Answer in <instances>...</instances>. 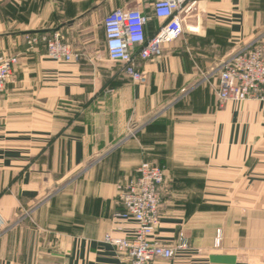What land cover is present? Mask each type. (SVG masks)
<instances>
[{
  "label": "crops",
  "instance_id": "1",
  "mask_svg": "<svg viewBox=\"0 0 264 264\" xmlns=\"http://www.w3.org/2000/svg\"><path fill=\"white\" fill-rule=\"evenodd\" d=\"M194 1L198 32L138 61L141 84L108 60L103 19L141 6L151 15L152 0L0 3V52L18 57L0 93V264H125L104 237L134 229L112 216L117 187L143 162L165 174L154 239L189 245L170 264H264V111L255 100L218 109L214 73L264 32V0ZM52 32L76 61L27 51L25 35Z\"/></svg>",
  "mask_w": 264,
  "mask_h": 264
},
{
  "label": "built area",
  "instance_id": "2",
  "mask_svg": "<svg viewBox=\"0 0 264 264\" xmlns=\"http://www.w3.org/2000/svg\"><path fill=\"white\" fill-rule=\"evenodd\" d=\"M149 8L151 15L146 14L144 6H141L114 9L103 19L108 60L117 64L123 76L136 84L145 80L138 61L148 62L158 58L164 45L181 39L185 30L190 31L185 23L194 12L195 1L152 0ZM152 19L158 22V27L148 37L145 29ZM24 43L27 51L42 45L47 58L53 61L77 60L71 45L57 32L25 35ZM17 62V56L0 52V93L5 89ZM214 73L218 76L215 87L218 109H223L229 103L255 100L264 111V33L227 55ZM134 133L132 130L130 135ZM164 179L162 167L143 162L137 167L132 179L117 187L121 210L112 216L113 223L117 230H121L123 223L133 222L134 229L119 238L106 234L104 242L114 248L125 264H161V261L170 264L176 255L189 249L182 234L169 246L161 245L154 239L160 221ZM219 242L220 232L217 233L215 244L219 245Z\"/></svg>",
  "mask_w": 264,
  "mask_h": 264
},
{
  "label": "rangeland",
  "instance_id": "3",
  "mask_svg": "<svg viewBox=\"0 0 264 264\" xmlns=\"http://www.w3.org/2000/svg\"><path fill=\"white\" fill-rule=\"evenodd\" d=\"M3 2H4V0H2L0 3H3ZM110 12H107V14ZM202 14H203L202 10L200 12L199 8H196V10L194 11V14L188 20L187 26L189 27V29H190V27H194L196 29L198 28L199 23H202V21H203V18L201 17ZM199 15H200V18H199ZM4 22L5 21H4V4H3L0 6V33L6 32L5 28L1 27V24L3 25ZM263 33L264 32H262L260 34L262 35Z\"/></svg>",
  "mask_w": 264,
  "mask_h": 264
},
{
  "label": "bare ground",
  "instance_id": "4",
  "mask_svg": "<svg viewBox=\"0 0 264 264\" xmlns=\"http://www.w3.org/2000/svg\"><path fill=\"white\" fill-rule=\"evenodd\" d=\"M190 28H191V30H192L193 32H195V33L198 32V29L195 28L196 30H194L193 27H190Z\"/></svg>",
  "mask_w": 264,
  "mask_h": 264
}]
</instances>
